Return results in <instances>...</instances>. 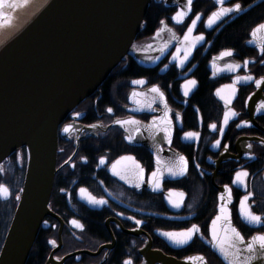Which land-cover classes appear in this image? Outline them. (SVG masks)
Instances as JSON below:
<instances>
[{"label": "flooded vegetation", "instance_id": "1", "mask_svg": "<svg viewBox=\"0 0 264 264\" xmlns=\"http://www.w3.org/2000/svg\"><path fill=\"white\" fill-rule=\"evenodd\" d=\"M260 24L264 0H150L131 54L58 127L50 215L26 264H222L206 245L220 189L244 240L264 235L245 216L264 220V44L250 39ZM149 50L141 67L133 55ZM25 167L23 148L0 164V248ZM193 225L187 244L164 235Z\"/></svg>", "mask_w": 264, "mask_h": 264}, {"label": "water", "instance_id": "2", "mask_svg": "<svg viewBox=\"0 0 264 264\" xmlns=\"http://www.w3.org/2000/svg\"><path fill=\"white\" fill-rule=\"evenodd\" d=\"M149 2L4 0L0 4V164L22 148L26 153L23 184L0 249V264H26L50 215L58 127L131 54ZM252 33V43L264 44V30ZM133 56L141 67L154 60L151 50ZM258 88L264 90V82ZM3 189L0 193L6 200ZM230 204V194L220 189L206 243L222 264H229L232 257L225 259L213 238V222L220 240L232 239ZM252 238L243 244L236 241L237 246L246 249ZM224 248L234 251L227 244ZM248 255L243 251L241 260ZM157 259L173 264L162 256ZM251 264H264V253L258 250Z\"/></svg>", "mask_w": 264, "mask_h": 264}, {"label": "snow or ice", "instance_id": "3", "mask_svg": "<svg viewBox=\"0 0 264 264\" xmlns=\"http://www.w3.org/2000/svg\"><path fill=\"white\" fill-rule=\"evenodd\" d=\"M4 0H0V4H3ZM224 0H218V3L223 4ZM192 4V0H188V6L190 7ZM240 5L236 4L235 5V10H240ZM233 11V9L231 8H224L221 9L218 12H214L212 14L211 17H209V25H211L212 23H214L217 19H219L222 15ZM2 15V14H0ZM185 15L184 12H180L177 13V16L175 17V19H177V22H180L181 18ZM200 17L197 16L193 21H192V25L193 27L195 26L197 20H199ZM264 30V24H260L256 30L253 31L252 35L255 36L257 32ZM189 32L192 31V27H189L188 29ZM185 39H187V36L185 37ZM200 39H202V37H200ZM261 51L264 52V45L261 46ZM222 55H231L230 52H226L223 53ZM187 58V57H185ZM247 63V62H246ZM244 79V80H250L252 79L251 77H237V81ZM264 82V81H256L257 86L259 87L260 84ZM134 83L137 84H141L143 83V81H135ZM190 84L194 85L195 81H190ZM151 91L153 92H159L158 88H153L151 89ZM187 94V93H186ZM135 95V93L133 94ZM163 94L161 93V96ZM109 112H111L112 110L109 109ZM78 115V114H77ZM233 115H235V113H233ZM228 121V115L227 113L225 114V123H227ZM211 127L213 129H215L216 125L213 124L211 125ZM65 132L69 131V127H65L64 129ZM186 135L188 136H196L198 134L196 133H187ZM217 143L219 144V141H217ZM122 159H130V158H122ZM184 158L181 157V160H183ZM103 162V161H101ZM119 163V161L117 162ZM115 167V166H114ZM153 175L155 176L156 173H153ZM247 173H237V181H240L241 176H246ZM3 191H7V189H3ZM85 189H81V192H85ZM230 192V189H229ZM248 196H245L244 199L241 201V209L242 211L244 210V202L248 199ZM17 199H19V197H17ZM221 199H223V197H221ZM92 202L94 203H104V201H96L95 198H91ZM225 209L223 208V206L221 207V212H224ZM245 216L246 219H248L250 222L252 223H257V224H261L264 223V220H262V218L260 216L254 215L252 214L250 211H245ZM221 219V217H217V220ZM224 219L227 220L228 217L224 216ZM74 224H76L77 227H82V225H80L77 221H73ZM139 223V222H138ZM213 238L219 241V246H220V250L221 252L224 254V258L225 259H229V255H231L232 259L229 260V264H251L252 259L254 258L255 254L257 253V251L259 250V252L264 253V235H259V236H254L252 238V241L250 243L247 244L246 249H240L237 246L236 241H238L239 243L243 244L244 243V237L240 234L239 231H237L235 228H231L230 231L233 234V237L231 240H229L227 238V236L225 237L224 240H220L219 236L217 235L216 231H215V221L213 222ZM199 232V228L196 225H193L191 228L187 229L184 232H180V233H164V235L168 236L170 239L174 240L177 244H187L192 237ZM53 244H55V241H52ZM227 244L228 248L233 249L234 251H232L231 253H229L228 251L225 250L224 245ZM258 245V248H257ZM243 251H247V253L249 254L247 257H245L243 260H241V255L243 253ZM202 259V258H200ZM124 264H132L131 260H126L124 262Z\"/></svg>", "mask_w": 264, "mask_h": 264}, {"label": "trees", "instance_id": "4", "mask_svg": "<svg viewBox=\"0 0 264 264\" xmlns=\"http://www.w3.org/2000/svg\"><path fill=\"white\" fill-rule=\"evenodd\" d=\"M15 206H16L15 203H13V206H12V209H11V213H10L9 218H8V223H7V225L10 223V220H11L12 214H13L14 209H15Z\"/></svg>", "mask_w": 264, "mask_h": 264}, {"label": "rangeland", "instance_id": "5", "mask_svg": "<svg viewBox=\"0 0 264 264\" xmlns=\"http://www.w3.org/2000/svg\"><path fill=\"white\" fill-rule=\"evenodd\" d=\"M12 206H13V203H12V204H9V206H8V207H9L8 209H10V212H8L9 215H10V213H11Z\"/></svg>", "mask_w": 264, "mask_h": 264}]
</instances>
